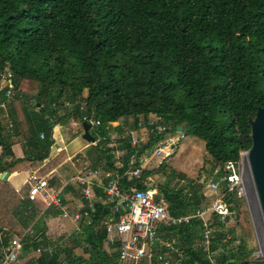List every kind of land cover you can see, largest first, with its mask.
<instances>
[{
  "label": "trees",
  "instance_id": "16d2710c",
  "mask_svg": "<svg viewBox=\"0 0 264 264\" xmlns=\"http://www.w3.org/2000/svg\"><path fill=\"white\" fill-rule=\"evenodd\" d=\"M6 80L12 85L9 99ZM1 81L0 102L6 108L0 109V174L25 167L45 178L64 158L60 152L42 166L54 145L52 127L71 120L79 123L81 134L83 122L93 128L94 169L116 170L107 147L115 139L126 152L119 169L123 174L136 150L127 129L155 115L169 132L181 128L184 138L156 168L142 169L135 178L124 176L122 187L155 188L171 216L190 215L209 204L203 194L206 184L251 147L249 121L258 108L264 109V0H0ZM187 138L192 147L176 159V169L171 160ZM157 139L149 138L138 149L133 167L150 155ZM15 143L23 145L24 157L4 163ZM203 155L212 163L206 172L200 166L198 173L206 176L198 174L195 182L173 189L172 180H184L192 165H201ZM166 169L171 174L165 184L151 185ZM94 191L99 198L100 190ZM14 195L0 180V263L12 237L22 236L34 221L19 214L22 200ZM224 200L236 211L238 225L243 198L233 191ZM10 204L13 209L7 210ZM95 207L91 224L79 223L71 243H59L53 254H40L29 264H119L118 243L105 246L102 222L109 209L99 200ZM42 224L38 219L32 234L24 235L21 253L49 243ZM240 230L238 237L231 227L219 232L214 249L227 233L240 244L224 248L217 263L264 264L252 258L251 231ZM159 232L165 242H177L160 250L172 264H208L194 247L198 220Z\"/></svg>",
  "mask_w": 264,
  "mask_h": 264
},
{
  "label": "built area",
  "instance_id": "2783aa9c",
  "mask_svg": "<svg viewBox=\"0 0 264 264\" xmlns=\"http://www.w3.org/2000/svg\"><path fill=\"white\" fill-rule=\"evenodd\" d=\"M6 86L5 98L9 99L12 93V85L7 80ZM64 106L69 107V104L65 102ZM5 108L6 104L0 102V109L5 110ZM128 122L130 125L133 123L132 120ZM92 124L98 125V122L95 121ZM126 134L129 136L131 148L136 149L129 156L127 169L123 174L119 173V169L123 167L122 158L126 152L117 148L115 139L110 141L107 147L114 157L116 170L85 168L78 174L74 181L80 189L81 203L75 213L70 215L64 205L61 192L51 191L48 180L36 174H31L26 182L28 200L31 202L39 200L46 210L50 208L59 209L62 218H70L73 223L83 222L86 225L91 224L92 218L96 214L95 205L98 200L103 205H107L110 214L102 222L107 235L105 246L109 249L114 242L118 243L119 264L137 263L141 260H146L147 264H172L160 250L164 247L172 248L177 242L175 239L165 242L160 236V228L174 227L181 223L189 225L193 220H198L200 234L194 247L205 254L208 264H218L217 256L223 252L224 248L230 249L240 244L239 239L234 240L232 235L227 233L217 245V249L213 248L217 244L219 232L221 230L226 231L236 222L237 213L230 210L224 197L225 194L233 191L237 193L238 197L243 196L242 165L246 163V152L240 153L237 164L233 162L224 164L219 178L206 184L211 197L206 207L190 215L173 217L168 211L165 200L157 198L159 194L157 189L139 190L131 188L126 191L121 182L124 176L128 178L138 177L143 169V164L148 163L150 159L163 160L171 155L176 144L184 138L183 132L178 130L171 133L157 116L148 115L146 118L139 119L133 128H128ZM151 137L158 139L154 143L149 157L139 158L141 165L133 167L138 149ZM39 138L43 139L44 134L39 133ZM220 184L224 185L223 190H219ZM95 188L100 190L99 198L95 195ZM32 232V229L29 228L22 236L13 239L5 250L0 264H16L21 255L24 235L32 234ZM34 253L36 255H51L54 253V247L49 244L39 246Z\"/></svg>",
  "mask_w": 264,
  "mask_h": 264
},
{
  "label": "crops",
  "instance_id": "0c3cea01",
  "mask_svg": "<svg viewBox=\"0 0 264 264\" xmlns=\"http://www.w3.org/2000/svg\"><path fill=\"white\" fill-rule=\"evenodd\" d=\"M5 117L6 116L4 114L3 118L7 121V118ZM71 121L73 125L74 123H76V121H73V120ZM119 123L120 122L113 123L112 126L115 127ZM56 126L57 125L52 127L51 136L54 141V145L56 144L58 148H54V145L52 146L50 150L49 158L43 161L42 166H45L50 159L54 158L60 152L61 153L66 152V147L68 146V144H70V143H66L65 141H62L61 143L57 142L55 138L56 136L54 134V128ZM74 130L76 131L74 135H78V131L76 130V128H74ZM113 140L114 139L112 138L110 141H113ZM93 144L90 143V144L85 145V144L79 143L78 145H76L75 149L71 153H68V154L65 153L66 155L62 159L61 163L57 165L55 168H53L51 171L46 173V176H45V178L47 177L48 179H51V180H48L49 186H52L51 191L56 192V193L61 192V197L64 200V205L70 215L75 213L79 209L81 198L79 197L80 189L75 188V186L69 184L68 181L74 180L78 176V174L85 168H93L92 163L94 160H96V155L94 151H93L94 153H91L89 151ZM89 145H91V147H89ZM87 151L89 152L87 153ZM11 154H12L11 157L4 159V163L10 162L12 158H17V159L23 158L24 157L23 145H21V143H15L11 147ZM113 160H114V157H113ZM96 169H99V168H96ZM7 173H8V177L3 182H7V184H9L10 187L13 189L16 197H18L19 200H22V205L20 206L18 210L19 214L22 215V217H25V216L34 217L33 218L34 221L32 222L29 221L27 223V229L33 228L32 226L34 222L37 221L38 219L43 220L42 229L46 231V237L49 242L48 244L51 245L49 235L52 229H50V226H53L55 221H59V218H60V221H65L61 219L60 210L55 209V208H50L46 210L43 203H41V201L38 200L36 202H31L28 200L27 198L28 185L26 182L31 174H35L33 171L26 170L25 167H22L21 170L14 171L12 173H9V172ZM69 175L70 176L72 175L70 179H68ZM13 205L14 204H10V207L7 210L13 209ZM67 219H70V218H67ZM0 233H1V230H0ZM77 233H79V225L78 226L75 225V229L69 235V239L73 235H77ZM16 237L18 236H13L11 240L15 239ZM1 253L4 255L5 249H4V252L2 251ZM37 256L38 255H36L34 252L21 253V255L19 256L18 262L16 264H29L30 262L36 260Z\"/></svg>",
  "mask_w": 264,
  "mask_h": 264
},
{
  "label": "rangeland",
  "instance_id": "374dc122",
  "mask_svg": "<svg viewBox=\"0 0 264 264\" xmlns=\"http://www.w3.org/2000/svg\"><path fill=\"white\" fill-rule=\"evenodd\" d=\"M0 83H1V86L4 84V82H2V81ZM74 128H76V130L78 131V135H74L76 133ZM80 129L81 128H80L79 123L76 122L73 125L72 121H70L69 123H66L64 125H57L54 128V134L56 136L55 138H56L58 143H61L62 141H65L66 143H70L66 147V152L62 153V155L64 157L66 155L65 153H67V154L71 153L75 149L76 145H78L79 143L85 144V145L90 144L82 138V134L79 133ZM89 133H90V135L93 133V128L91 130H89ZM89 147H91V145H89ZM191 147H192V140L190 138L185 139V141H183V143H182L181 149L179 148L176 155L171 160L172 163L174 162L171 166L175 167L177 169L176 159L179 158L181 153H186ZM89 151L91 153H94L93 152V151H95L94 147H91ZM89 151H87V153ZM146 157H149V156H145V158ZM145 162H146V159H145ZM160 162H161V160H159L158 158H152L149 160L148 163L143 164L142 168L143 169L146 168L147 170L153 169V168H156L160 164ZM211 164L212 163H211L210 158L203 155L201 165H198V164L192 165L190 172L185 174L184 180H179V179L172 180V183H171L172 188L176 190L178 188L186 186L187 184H189L191 182H195V179H196L198 174H200V177L203 179V177L206 176V173H204L203 171L198 173L200 166H202L204 171L206 172L211 168ZM170 174H171V169H166L163 173L155 175L153 177V180L150 182L151 185L152 184L153 185L165 184V182L169 179ZM72 175L71 176L69 175L68 179H70V177H72ZM46 179L51 180V179H48L47 177H46ZM242 179H243V185H242L243 196H242V198H243V203H244V205L241 209L242 214L240 216L239 224L238 225L233 224L231 226V228H233L234 234L237 237L241 235L240 228H243L244 230H250L252 243H253V246L255 247V252L253 253L252 258H253V260H257V261H264V223H263L262 215L260 212L259 204L257 201V197L255 194L253 184H252V180L250 177V173H249L247 163H244L242 165ZM68 183L71 185H74L75 188L79 189V186L77 185V183L74 180H70V181H68ZM49 187L51 188L52 186H49ZM203 194L205 196H207V198H209V199L211 198L210 193L208 192L206 186L203 189ZM78 200H79V198H78ZM61 219L65 220V221H60V218H59V221H55L54 225L50 226V229H52L50 231V235H49L50 242H51L50 244L54 248L59 243H66V244L71 243V240L69 239V235L75 229V225L78 226V224L72 223V221L70 219H67V218L65 219L62 217H61ZM129 264H139V263H134V262L131 263L130 262Z\"/></svg>",
  "mask_w": 264,
  "mask_h": 264
},
{
  "label": "water",
  "instance_id": "95a60500",
  "mask_svg": "<svg viewBox=\"0 0 264 264\" xmlns=\"http://www.w3.org/2000/svg\"><path fill=\"white\" fill-rule=\"evenodd\" d=\"M249 124L251 147L246 151L245 158L264 223V109L258 108ZM82 128V138L93 144L95 141L89 133L90 125L83 122ZM54 148L58 146L55 144ZM7 177V172L0 174L1 181H5Z\"/></svg>",
  "mask_w": 264,
  "mask_h": 264
}]
</instances>
